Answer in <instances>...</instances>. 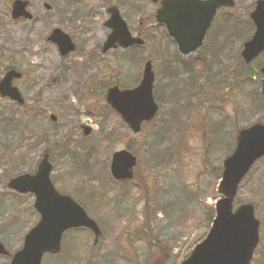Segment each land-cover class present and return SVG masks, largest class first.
Wrapping results in <instances>:
<instances>
[{
  "label": "rangeland",
  "instance_id": "374dc122",
  "mask_svg": "<svg viewBox=\"0 0 264 264\" xmlns=\"http://www.w3.org/2000/svg\"><path fill=\"white\" fill-rule=\"evenodd\" d=\"M31 1L35 19L20 22L12 18L13 0H0V79L10 68L22 73L14 84L26 100L20 105L0 99V240L13 254L38 222L34 196L16 193L7 184L11 177L36 172L49 152L56 187L84 204L104 236L94 245L89 230L67 231L62 253L45 256L42 264H180L211 227L208 212L221 196L218 171L233 151L236 134L264 120V100H253L261 80L251 79L259 64L239 80L241 47L228 43L217 64L208 56L212 72L197 80V74L182 73L181 61L199 55L175 57L158 28L140 49L102 54L100 46L109 34L107 4L118 0H98L93 26L66 23L65 0ZM133 1L119 8L136 32L155 6ZM55 27L71 30L88 48L98 40V90L94 72L67 68L84 61L62 57L57 45L47 41ZM150 53L160 110L134 134L107 104L104 90L112 84H138ZM260 62L264 64V56ZM84 124L93 128L89 136L83 134ZM128 146L139 163L134 180L118 184L109 171L111 156ZM263 171L260 160L237 197L238 203H254L262 222V243L253 264H264ZM8 262L0 256V264Z\"/></svg>",
  "mask_w": 264,
  "mask_h": 264
},
{
  "label": "water",
  "instance_id": "95a60500",
  "mask_svg": "<svg viewBox=\"0 0 264 264\" xmlns=\"http://www.w3.org/2000/svg\"><path fill=\"white\" fill-rule=\"evenodd\" d=\"M157 1V0H154ZM231 0H163L158 11V21L166 23L172 35L180 43L182 51L188 53L200 44L204 32L210 23L216 8ZM27 1L16 0L13 16L21 15L31 18L26 11ZM112 14L107 25L113 29L105 43L103 51L110 48L128 47L134 43H143L140 38H133L126 22L117 8H111ZM198 13L206 14L207 24L202 33L194 41L193 37H184L179 33L180 27L196 28ZM258 31L253 39L246 43L243 56L247 62L252 61L264 49V0L259 2L253 14ZM203 20V21H204ZM202 21V22H203ZM202 22L199 23L202 27ZM50 38L59 45L63 55L75 49L69 35L55 29ZM21 74L12 69L0 81V95L13 101L24 103L19 89L13 80ZM154 71L152 63H146L143 79L134 89L121 90L118 86L108 91L107 100L122 116L134 132L141 130L143 121H150L158 111L153 96ZM264 93V84H263ZM52 118L56 120L53 115ZM89 134L90 129L86 128ZM264 156V124H255L240 132L235 151L224 161L223 178L219 192L223 195L216 205V217L207 237L199 243L191 255L181 264H249L259 242V220L255 217L252 204L241 205L233 211V202L239 184L249 172L253 164ZM137 159L128 150L114 154L111 172L118 180L133 177V168ZM52 164L46 154L35 174L24 173L12 178L8 184L11 189L20 193L32 192L36 195L35 208L41 215L40 221L26 234L23 247L17 251L9 264H41L46 253L57 254L62 250V237L66 230L74 227H87L95 234V243L103 232L98 223L92 219L84 207L71 196L60 193L54 186L50 174ZM0 254H8L0 241Z\"/></svg>",
  "mask_w": 264,
  "mask_h": 264
},
{
  "label": "flooded vegetation",
  "instance_id": "af4514ba",
  "mask_svg": "<svg viewBox=\"0 0 264 264\" xmlns=\"http://www.w3.org/2000/svg\"><path fill=\"white\" fill-rule=\"evenodd\" d=\"M25 1L28 2L26 11L31 14V18H27L26 16L21 15L17 19H15L20 22L31 21L35 19V16H36L35 12L32 9V1L31 0H25ZM199 1L205 2V1H211V0H199ZM258 1L260 0H248L249 4L247 5V0H233V6L222 5L218 7L212 18V21L208 24L204 32V36L200 42V46L195 51L190 52L187 55H184L182 53L180 45L178 44V41L176 40L174 36H172L168 25L165 23H160L158 21L157 15H158V11L162 8L163 0H157V1L145 0V4H147L148 2L150 4L152 3L155 6V9L152 13H150L147 20L144 19L143 23H140L139 29L136 32H133L131 30L127 20L124 18V16L121 13V15L123 16V18L126 20L128 24L131 34L135 38L142 39L143 43L133 44L129 46L128 48L118 47L112 50H119V49H122V50L129 49L130 50L133 47L140 49L141 47L146 45L148 41L147 37L152 35V34L150 35L151 30L158 28L161 30L162 37L167 39L168 43L172 47H174V50H173L174 53L172 54H174L175 57L184 56L189 59V58H192L194 55H199V56H196L195 58L207 59L208 56H210V54L212 56L214 54H217V56H219V55L225 54V51H223L224 47H226L228 43L232 44V42L234 43L237 42L239 44V47H241L240 52H239L240 55H237L238 57H241L244 44L247 43L249 40H251V38L254 36L257 30L256 23L252 19V13L255 11ZM65 3H66V6L64 8V14L66 15L65 16L66 23H68L69 25H73L77 21L80 24L84 23V25L93 26L98 21V0H65ZM126 4L133 5L134 1L130 0L129 2V0H118V1H114V3L108 2L107 4L108 19L110 18V13H109L110 7L116 6L120 10V8H122L123 6H126ZM45 6L48 9L52 8V6L49 3H46ZM11 14H12V10H11ZM205 18H206V14L202 15L198 13L197 24L195 25L196 28L180 27L178 28L179 33L186 38L193 37L192 39L196 41V39L199 37V35L203 31V27H205L207 24V20H204ZM108 19L105 21V26L107 25ZM200 22H202V27H200L199 25ZM56 28L61 29L64 33L69 35L70 38L72 39V42L75 45V49L68 52L65 55H62L58 44H56L50 38V36L53 34ZM97 28H98V24H97ZM107 28L109 29V33H111L110 28L109 27ZM93 31L92 33L98 36V29H95ZM106 39L100 46L102 54L108 53V52L103 53V48H104ZM47 41H50L57 45L60 55L62 57H67L68 59L75 58L76 60L84 61L83 63L74 62L70 65H67V68H72L78 71L77 67H81V69H79L80 71L82 70L91 71V72H88L89 75L92 72H94L96 74L95 80H94L95 81L94 86H95V90H98V40L97 39H96V43L93 46L88 48L82 44V41L80 42L75 37V35L71 32V30L70 31L63 30L60 27H55L51 30V32L47 36ZM215 45H218V46L215 48ZM166 52H159L158 55L161 53L166 54ZM152 54L153 53L149 54L148 56L149 59H152L151 58ZM262 56H264V50L256 58V63L259 64V70L257 74L260 77L261 81L264 78V74L262 72V68L264 67V64L260 62V58ZM155 75H156V72H155ZM82 130H83V126H82ZM51 163L53 165L52 161ZM53 168H54V165H53ZM260 234H261V243H262L263 232H261Z\"/></svg>",
  "mask_w": 264,
  "mask_h": 264
},
{
  "label": "trees",
  "instance_id": "16d2710c",
  "mask_svg": "<svg viewBox=\"0 0 264 264\" xmlns=\"http://www.w3.org/2000/svg\"><path fill=\"white\" fill-rule=\"evenodd\" d=\"M214 214V209L211 207V210L208 212V216L212 217Z\"/></svg>",
  "mask_w": 264,
  "mask_h": 264
}]
</instances>
